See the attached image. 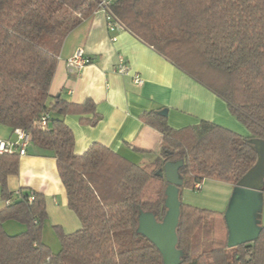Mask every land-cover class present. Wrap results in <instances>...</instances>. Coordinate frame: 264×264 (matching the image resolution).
Here are the masks:
<instances>
[{
    "label": "trees",
    "instance_id": "obj_1",
    "mask_svg": "<svg viewBox=\"0 0 264 264\" xmlns=\"http://www.w3.org/2000/svg\"><path fill=\"white\" fill-rule=\"evenodd\" d=\"M97 5L98 0H0V125L25 129L39 154L56 159L68 207L81 224L68 234L55 226L60 249L52 252L42 241L43 197L33 192L28 203L25 193L0 210V264H163L156 246L136 228L140 211L157 221L166 211L167 182L158 175L164 164L183 162L181 191L205 178L235 185L256 163L250 141L264 140V0H112L109 10L124 29L222 98L248 131L243 136L205 120L174 129L163 115L146 112L142 122L163 137L159 158L145 165L99 142L76 154L62 115L93 112V104L67 103L48 93L65 38ZM43 113L46 128L39 124ZM18 158L0 154L4 199L12 197L6 178L16 173ZM209 218L225 229L222 241L209 238ZM8 219L26 230L7 234L2 224ZM176 234L180 264H264V216L254 241L228 247L224 212L181 203Z\"/></svg>",
    "mask_w": 264,
    "mask_h": 264
},
{
    "label": "crops",
    "instance_id": "obj_2",
    "mask_svg": "<svg viewBox=\"0 0 264 264\" xmlns=\"http://www.w3.org/2000/svg\"><path fill=\"white\" fill-rule=\"evenodd\" d=\"M77 48H82L91 61L78 75H72L66 62ZM119 57L128 63L129 74L121 75L115 71ZM132 74L142 78L141 85L133 82ZM48 93L52 99L57 97L67 103L93 104V112L62 115L74 135L76 154L84 153L91 144L99 142L133 163L145 165L156 161L163 135L142 122L141 116L146 112L163 115L174 129L205 120L237 134L248 135L222 98L128 30L109 32L100 11L83 19L65 38ZM164 110L166 115L161 113ZM13 137L11 129L0 125V138ZM6 185L12 197L2 198L0 185V210L19 202L25 193L42 195L46 210L42 241L46 245L49 242V247L52 241L59 244L55 226L67 234L80 228L79 219L68 207L56 159L39 154L32 144L19 156L17 171L7 176ZM229 185L232 189L233 185ZM2 225L9 235L26 230L24 223L12 219L5 220Z\"/></svg>",
    "mask_w": 264,
    "mask_h": 264
},
{
    "label": "water",
    "instance_id": "obj_3",
    "mask_svg": "<svg viewBox=\"0 0 264 264\" xmlns=\"http://www.w3.org/2000/svg\"><path fill=\"white\" fill-rule=\"evenodd\" d=\"M166 115V110L161 112ZM256 150V163L233 185L224 219L227 227V246L234 247L254 241L261 231V213L264 206V140L250 141ZM182 161H168L158 172L167 182L164 206L166 211L160 221L148 211H140L136 231L149 239L158 249L163 264H180L182 251L176 247V228L180 215L179 174ZM48 264V263H47Z\"/></svg>",
    "mask_w": 264,
    "mask_h": 264
},
{
    "label": "built area",
    "instance_id": "obj_4",
    "mask_svg": "<svg viewBox=\"0 0 264 264\" xmlns=\"http://www.w3.org/2000/svg\"><path fill=\"white\" fill-rule=\"evenodd\" d=\"M112 0H98L96 11H100L104 14L105 25L109 32H115L118 29H123L122 23L118 18L112 14L109 10V5ZM90 58L84 55L82 48H77L74 53L67 59L66 67L69 74L78 75L80 70L88 63ZM115 71L121 75H127L130 73V67L122 57H119L118 63L115 67ZM133 82L137 85H141L143 80L138 74H132ZM48 114L43 113L39 119L40 127L46 128ZM13 138L2 139L0 138V154H17L23 155L26 153L27 146L30 144L29 133L20 127L12 130ZM201 183H196L194 189H199ZM19 193V192H18ZM28 203L34 200V193L30 192L27 197Z\"/></svg>",
    "mask_w": 264,
    "mask_h": 264
},
{
    "label": "rangeland",
    "instance_id": "obj_5",
    "mask_svg": "<svg viewBox=\"0 0 264 264\" xmlns=\"http://www.w3.org/2000/svg\"><path fill=\"white\" fill-rule=\"evenodd\" d=\"M200 185L199 189H194L187 185L182 187L180 191L181 203L192 208L224 212L227 206V200L232 191L230 185L212 178L203 179ZM263 216L264 206L261 213V222L263 221ZM205 224L206 229L209 228L211 230L212 234H210L209 238L212 242L223 240L225 229L217 218H209L205 221ZM198 236L200 241L205 239L203 230L198 233ZM47 245H49V242ZM50 249L53 252H57L60 249V245L52 241L50 242Z\"/></svg>",
    "mask_w": 264,
    "mask_h": 264
}]
</instances>
